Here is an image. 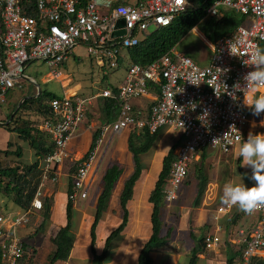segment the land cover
I'll return each instance as SVG.
<instances>
[{
  "label": "built area",
  "instance_id": "built-area-1",
  "mask_svg": "<svg viewBox=\"0 0 264 264\" xmlns=\"http://www.w3.org/2000/svg\"><path fill=\"white\" fill-rule=\"evenodd\" d=\"M191 7L189 0H0V107L7 102L8 91L28 82L24 70L35 60L50 67L47 80L61 83L66 75L60 66L79 44L85 46L102 77L119 67L124 70L122 80L112 84L115 92L104 85L86 98L63 92L47 101L52 116L36 126L49 135L52 148L39 159V183L29 206L0 213V264H35L33 250L24 244L18 229L43 208L44 189L58 181L64 161H74L67 146L73 130L87 122L92 99H118L119 113L113 121L95 127L94 146L69 168L72 184L67 197L72 204L87 196V177L107 135L111 138L133 128L155 133L169 127L182 132L162 189L166 204L179 197L189 163L199 151L211 148L227 153L244 139L251 110L244 105V96L264 95V88L251 93L244 87V76L254 70L245 63L251 51L264 42V0H211L206 15L218 17L228 9L247 19L215 41L201 35L210 50L206 64L176 46L146 64L131 60L129 48ZM150 27L154 30L149 31ZM142 99L144 103H135ZM232 208L221 203L216 212ZM254 213L255 225L235 232L244 245L243 264H252L256 251L264 249V208ZM202 242L205 249H212L220 237L207 234Z\"/></svg>",
  "mask_w": 264,
  "mask_h": 264
},
{
  "label": "crops",
  "instance_id": "crops-1",
  "mask_svg": "<svg viewBox=\"0 0 264 264\" xmlns=\"http://www.w3.org/2000/svg\"><path fill=\"white\" fill-rule=\"evenodd\" d=\"M194 31L200 35H203L198 29H194ZM209 49V48H208ZM201 53V55L194 58L200 64H206L208 61V57L210 54V50ZM27 67V66H26ZM26 69V68H25ZM25 73V70H24ZM65 79L60 83L61 85H67L69 83L70 78L67 73H65ZM47 80V78L44 80ZM31 84V83H30ZM25 86L23 84L22 88ZM31 86H33L31 84ZM104 86V85H102ZM77 87L76 89L70 91L71 89ZM80 87L79 84L74 87L64 88L66 94L76 93V90ZM15 90V89H14ZM91 93L90 96H93L99 92ZM33 92H36V88L33 86L30 94L28 96H16L14 98L10 97L7 100L8 106L10 105V100L13 103H17L20 105L21 100L24 97L32 96ZM96 98L92 99V104L89 107L90 111L94 104H96ZM139 103L140 100L135 101V103ZM250 116L248 118V123L245 127L244 139L235 144L229 152L221 153L219 150L204 148L199 151L194 159L190 162H200V157L202 151H204L206 157L204 162L211 158V156L217 158L215 164L213 165L209 162V167L212 165L218 174L216 178L208 179L206 184V188L204 190L203 196L200 200V203L195 206L193 205L192 198L191 204L188 207L185 205H179L177 208H174L171 213L169 212L170 206L172 203L176 202L178 198L182 197V188L180 189L179 197L170 202L169 204L163 203V221L164 226L162 229V233H164L167 229H171V237L162 247L155 248L151 251V257L153 260V264H187L189 260L190 251L193 248L199 246V240L207 234L209 235H218L220 237V242L217 246L212 249H205L203 246V242H200L201 247L197 254V262L196 264H226L227 258H232V264H243L242 262V249L243 242H241V238L235 233L236 229L242 228L245 231L250 229L254 223L251 224V219L257 221V214L254 212L249 214L242 211L238 206H233L230 212L217 213L216 207L217 205L222 203L221 197L223 194V186L225 183H244L246 187H252L255 183L254 180L251 179L252 169L250 167H245L242 165V158H237L239 149L243 145V141L247 140L248 134L252 133L256 134H264V113L260 116H255L252 114V110H250ZM6 115V112H5ZM5 115L2 118H5ZM0 118V121L4 119ZM7 121V120H6ZM100 123L99 118L93 119L87 117V122L83 125L78 126L72 132L71 138L68 143V150L71 154L72 160H77L83 157L86 152L90 149L91 144L93 142V134L95 132V127ZM92 128L94 131H92ZM2 129L3 133L0 136V150H7L9 154H4V152L0 153V160H9L11 165H24L32 163L35 155L34 149L29 145L27 141H23L19 138L18 134L14 131L5 128V124H0V130ZM4 129V130H3ZM161 130H165L166 132H170L173 135V139L175 140L178 132L174 131L169 127H163ZM122 130L117 134L118 145L115 151L112 152L110 159L113 162L112 165H116L120 169H122L121 174L114 182L109 195L106 197L104 201V208L100 212L96 225L94 227L95 234V242L94 247L96 253L99 254L103 248V242L107 235L114 230L121 222L123 217V209L120 203V193L113 194L112 190L116 185L118 179L123 174V168L121 167V163L118 159H113V153L117 151L118 153H122L121 147H124L128 150V139L133 137L136 143H139L141 140V133L143 132L140 129H125L126 133H123ZM13 135V137H11ZM111 138L107 137L109 140V147L111 146ZM173 140V141H174ZM177 140V139H176ZM174 143V142H173ZM104 143L100 144L98 149L99 153L102 152V146ZM16 147H21L22 155L17 157L14 155L13 151L16 150ZM170 147V146H169ZM151 149V148H150ZM149 149V150H150ZM169 149V148H168ZM148 150V151H149ZM168 151V150H167ZM163 152L159 154V161L162 160V157L167 153ZM11 152V153H10ZM128 152H130L128 150ZM131 153V152H130ZM145 153V152H144ZM26 155V156H25ZM132 155V153H131ZM141 155V154H140ZM140 157V156H139ZM141 160V158H140ZM74 161L65 160L64 163L60 166L62 173L58 177V181L54 186L48 185L44 189L43 199V213L39 215L40 211L36 212L33 215L35 223L38 220L39 228L42 229H60L61 227L66 225V208L68 204V187H69V168L71 167ZM133 161V156H132ZM203 162V163H204ZM144 169V162H142ZM100 161H97L93 168L89 171V175L87 177L86 184L88 186V193L86 198L88 197L90 192H93L94 198L89 200L88 202H78L72 204V216H71V225L70 231L73 237V245L72 249L69 253V256L66 260L57 261L63 264H80L79 262L87 261V264H92L93 254L91 252V237H90V229L92 223L94 221L96 206H97V198L102 191L103 188V175L108 168L103 169L101 175L97 174V170ZM111 165V166H112ZM134 166V161H133ZM190 166V165H189ZM161 168V166H160ZM160 170V169H159ZM188 171V169H187ZM133 172L132 170L126 169L125 173H127L124 182L129 178V176ZM143 172V171H142ZM159 172V171H158ZM142 174V173H141ZM158 174V173H157ZM146 176V175H145ZM145 176H143L145 178ZM141 175L139 176V178ZM134 184L133 194L131 199L127 203V208L129 211V218L127 225L122 230V232L112 241L111 249L109 250V254L106 259L100 264H111L115 263L117 259V264H123L126 262L128 255L131 256L132 251H134L133 264H136L137 254L143 244V242L149 237L151 228H150V213H151V203L148 201V197L150 191L153 188L154 182L156 180L153 179V184L148 186L145 184L143 187L139 188L138 192L136 190V183ZM188 183V182H187ZM122 184V187H123ZM50 186V187H49ZM185 186V182L183 184ZM182 186V187H183ZM147 189V190H146ZM195 192H196V184H195ZM91 194V193H90ZM195 195V194H194ZM145 196V197H144ZM45 203V205H44ZM46 205L48 206V214L44 216V212L46 210ZM184 210H187L185 213ZM16 211V210H14ZM165 211V212H164ZM173 212H175L173 214ZM36 215V217H35ZM43 215V216H42ZM182 215L187 216V220L185 223L182 221ZM189 216V217H188ZM252 216V217H249ZM38 217L37 220H35ZM167 217L172 218V220H167ZM40 218V219H39ZM119 220V223L116 225L115 223ZM167 220V221H166ZM31 223V221H30ZM27 224L25 227L21 229V237L24 242H26V246H28L31 250H33V254L35 257L36 263V254H37V236L38 234L33 231V229H38V227L31 226V224ZM256 223V222H255ZM167 224V225H166ZM218 226L220 228L218 229ZM112 227L110 231H107ZM213 229H212V228ZM247 227V228H246ZM145 228V229H144ZM56 230V231H57ZM55 231V232H56ZM54 232V233H55ZM23 233V234H22ZM53 233V234H54ZM83 233H86V237H83ZM52 234V235H53ZM51 235V236H52ZM126 240V242H125ZM128 240V241H127ZM50 241V237H49ZM119 243V245H118ZM133 244L135 246H133ZM88 247V251L84 252V256H79L77 250L81 247ZM122 249V253L119 252L118 256L113 254V250ZM112 256V257H111ZM259 261L264 262V249H258L256 254L251 258V263L256 264ZM55 264V263H54ZM82 264V263H81Z\"/></svg>",
  "mask_w": 264,
  "mask_h": 264
},
{
  "label": "trees",
  "instance_id": "trees-1",
  "mask_svg": "<svg viewBox=\"0 0 264 264\" xmlns=\"http://www.w3.org/2000/svg\"><path fill=\"white\" fill-rule=\"evenodd\" d=\"M189 2H191L194 7L187 8L186 10L177 13L168 25L162 26L151 32L137 45L129 48L128 51L133 62L146 64L156 59L171 47H174L178 41L194 27H198L206 38L212 40L211 38L213 37V40L215 41L218 37L233 32L239 25L244 24L247 19L246 15L228 9L222 10V15L218 17L206 15L205 8L208 4H210L211 0H189ZM260 48L264 49V42L260 43ZM104 77L105 75L101 79H104ZM105 86H109L114 92L116 91V87L112 84H105ZM11 91L7 92V100L10 97ZM54 96L57 95L41 89L40 93L36 97L25 98L20 105L12 103L10 112L3 120L6 121L12 116L10 121L5 124V128L16 132L20 139L27 141L34 149L35 155L32 163L24 165H11L7 164L9 160H0V190L2 191V194L12 200L17 208H27L29 206L39 183V159L45 156L52 148L49 135L38 129L36 125L42 122L43 119L52 116L50 106L47 104V101ZM97 102L100 113V117L98 118L101 123L111 122L117 117L119 113L118 99L98 98ZM21 112H26L27 115L34 114L35 117H33L34 119L30 118V116L23 118L20 115ZM91 113L92 110L87 113L88 118L92 117ZM160 131L161 129L157 130L155 133L143 131L140 135L141 140L139 143H136L133 137L128 139L127 148L132 153L134 166L132 174L124 182L120 193V203L123 209V217L120 224L107 235L103 242L101 252L97 254L94 247V227L100 212L104 208V201L109 195L114 182L121 174L122 169L116 165H112L105 171L103 175V188L97 198L96 213L90 229L91 252L93 254L92 264H100L106 259L109 254V250L111 249L112 241L127 225L129 218L127 203L132 197L134 184L143 171V165L139 156L141 153L147 152L150 148H152ZM97 136L98 131L96 130L93 134V142L90 149L94 146ZM176 145L177 143L172 144L167 153L162 157L161 168L156 176L153 188L150 191L148 201L151 203V232L149 237L143 242L137 254L136 264H153L151 251L165 245L171 237V229H167L164 233H162L164 226V194L162 189L165 179L169 174L171 162L174 159L173 152ZM2 152H4V154H9L7 150H0V153ZM13 152V154L17 157L22 155L21 147H16V150ZM205 157L206 155L204 151H202L200 162L194 163V177L197 182L196 192L192 203L195 206L200 203L208 182V176L202 169ZM187 175L188 171L186 177ZM71 184L72 179L69 177L68 193L70 192ZM47 214L48 206L46 205L44 216H47ZM71 216L72 202L68 199L66 208V225L58 229L52 236H50V242L53 245V248L46 256L48 264H54L57 261L66 260L69 256L73 245V237L70 231ZM200 242H202V239L199 240V246L191 249L187 264H196L197 254L201 247ZM24 244L26 245V242H24ZM226 264H232V258H227ZM256 264H264V262L259 261Z\"/></svg>",
  "mask_w": 264,
  "mask_h": 264
},
{
  "label": "rangeland",
  "instance_id": "rangeland-1",
  "mask_svg": "<svg viewBox=\"0 0 264 264\" xmlns=\"http://www.w3.org/2000/svg\"><path fill=\"white\" fill-rule=\"evenodd\" d=\"M195 28L196 27L192 28V30H190L185 36H183L178 41V43L175 45L177 50L187 53L193 59L201 55V53L205 52L204 49L206 51H209L208 47L201 40V35L194 31ZM153 30H154L153 27L149 28V31H153ZM139 38L140 39L142 38L141 34L139 35ZM211 39H212L211 41H214L213 37ZM60 70L67 73L68 77L70 78L69 83L64 88L66 89L68 87H74L75 85L79 84L80 87L76 90V94L82 98L84 97L86 98L91 93L92 94L95 93L96 91H98V89L102 87V85L117 84L120 80H122L123 74H124L123 68L119 67L113 71L110 70L105 75L104 79H101L102 75H101L99 68L90 60V58L88 57L86 48L82 44L74 46V48L68 55V59L64 62V65L60 66ZM49 71H50V67L44 61L35 60L26 67L25 74H27L30 77H33L38 83L40 89L49 91L58 96H62L65 89L60 86L59 81H55V80H49L46 82L44 81L46 79V73ZM24 84L25 86L23 88L15 89L11 91L10 95L12 98L16 96H19V97L28 96V94H30V91L32 90L33 86H31V84L26 81ZM76 88L77 87L71 89L70 91L72 92V90ZM35 93L36 92H33L32 94L31 92L32 96L35 95ZM12 103L13 101L10 102L9 106L7 103H5L2 107H0V118H2L5 115V112H6V115L10 112L12 108L11 106ZM142 103H144L143 99L140 100L139 104H142ZM91 110L93 113V114L91 113L92 118L97 120L98 117H100L98 102H96V104L92 106ZM20 115L23 118L30 116V118L34 119L33 117H35L34 114L27 115L26 112H21ZM249 116H250V113H249ZM92 131H94L93 128H92ZM174 131L179 133V135H177L176 137L177 140L173 139L172 133L166 132L165 130H161L152 148L145 153H141L140 158H141V161L144 162L145 165H144V169L141 174V177L136 183L137 186H136L135 192L136 191L138 192L139 188H141V186L143 187L145 184L147 185V187L153 184V179L156 178L157 173L161 166V160L159 161L160 159L159 154L166 152L168 148H170L169 146H171L172 144H176V143L178 144L182 140V137H183L182 132L180 130H174ZM2 133L3 131L1 129L0 136H2L1 135ZM123 133H126V131L124 130ZM13 135L14 134H12L11 137H13ZM112 136L113 138L111 139V146L109 147V140L107 139L109 135H107L103 142L104 143L102 146L103 150L102 152L98 154V161L101 162L97 170V174L99 176L101 175L103 169L109 168L113 164V162L110 159V156L112 152L115 151V149L117 148L119 138L117 137V133L113 134ZM121 149H122L123 154L118 153V149L116 152L113 153V159L116 158L120 162L122 161L121 167L123 168V174L118 179L116 185L114 186L112 190L113 194H118L120 192L123 181L127 176V173H125L126 169L132 170V167H133L131 153L128 152V150H126L124 147H121ZM215 161H217V158L214 159V157L211 156V158L206 161V164L205 162L203 163V167H202V169L207 174L208 179H211V180L213 178H216L217 174L220 173V172H217L215 170L216 168H214L213 166L215 164ZM209 162L213 164L211 167H209ZM7 164H11V163L7 162ZM189 165L190 166H188V175L185 179V186L182 187V191H181L182 197L178 198L176 202L171 204L169 212H167L168 215L169 213H171V211L174 208H177V206L179 205H185V207H188L191 204L192 198L195 194V184L197 181L194 177L195 165L193 162L191 164L189 163ZM143 176H145V178ZM218 178H219V174H218ZM54 185L55 184H50V186H54ZM90 193L87 198L85 197V198L79 199L78 202L80 203L88 202L89 200L93 199L95 194L93 192H90ZM14 210H18L17 206L12 202L11 199L7 198L4 194H2V191L0 190V213H7V212L14 211ZM43 210L44 209L40 211L39 215L43 213ZM184 211L185 213L187 212V210H184ZM174 213L175 212H173V214ZM249 217H252V216H249ZM37 219L38 217L35 220ZM167 220L168 221L172 220V218L167 217ZM186 220H187V216L182 215L183 223H185ZM255 222L256 220L254 221V219L252 218L251 224L253 223L255 224ZM118 223H119V220H117L115 224L117 225ZM30 224L31 226H34L35 228L38 227V229H33V231L38 234L37 236L38 249H37V254H36V263L37 264H48L46 256L53 248V245L49 241V237L57 229H42L41 230V228H39L38 226L39 225L38 220L35 223L33 217L31 218ZM21 228L18 229L19 234H21V230H22ZM111 229L112 227L107 229V231H110ZM83 237H86V233H83ZM133 246L135 245L133 244ZM86 251H88L87 246L81 247L77 250L80 257L81 256L85 257L84 252L86 253ZM119 252L122 253V249L113 250L112 253L115 254V256H117L119 259V256H118ZM133 257H134V251H132L131 256L128 255L126 262L123 264H133ZM116 262H117V259H116ZM116 262L111 263V264H117ZM79 263L87 264V261H83ZM55 264H63V263L55 262Z\"/></svg>",
  "mask_w": 264,
  "mask_h": 264
},
{
  "label": "clouds",
  "instance_id": "clouds-1",
  "mask_svg": "<svg viewBox=\"0 0 264 264\" xmlns=\"http://www.w3.org/2000/svg\"><path fill=\"white\" fill-rule=\"evenodd\" d=\"M230 53L236 56L232 48ZM245 65H250L254 69L244 76L246 91L255 93L264 88V49L257 46L252 50ZM243 103L255 116L264 113V95L251 98L244 96ZM237 158H242V165L252 169L251 179L255 181V185L246 187L244 183H225L221 200L226 206H238L242 211L251 214L264 208V134L249 133L247 140L239 149Z\"/></svg>",
  "mask_w": 264,
  "mask_h": 264
},
{
  "label": "water",
  "instance_id": "water-1",
  "mask_svg": "<svg viewBox=\"0 0 264 264\" xmlns=\"http://www.w3.org/2000/svg\"><path fill=\"white\" fill-rule=\"evenodd\" d=\"M24 79L27 80L29 83H31V84L36 88V93H35V95L30 96L29 98L36 97V96L40 93V91H41V89H40L38 83L36 82V80H35L33 77H30V76H28V75H24ZM25 98H28V97H24V98L21 100V102H22ZM12 115H13V114H12ZM11 117H12V116H11ZM11 117H10L7 121H5V122H1V121H0V124H2V125L7 124V123L10 121Z\"/></svg>",
  "mask_w": 264,
  "mask_h": 264
},
{
  "label": "snow or ice",
  "instance_id": "snow-or-ice-1",
  "mask_svg": "<svg viewBox=\"0 0 264 264\" xmlns=\"http://www.w3.org/2000/svg\"><path fill=\"white\" fill-rule=\"evenodd\" d=\"M178 2H180V0H178Z\"/></svg>",
  "mask_w": 264,
  "mask_h": 264
}]
</instances>
